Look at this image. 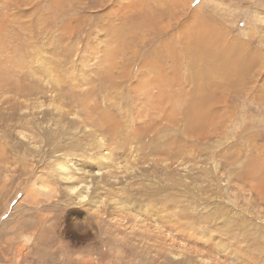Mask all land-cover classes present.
I'll return each mask as SVG.
<instances>
[{"label": "rangeland", "instance_id": "obj_1", "mask_svg": "<svg viewBox=\"0 0 264 264\" xmlns=\"http://www.w3.org/2000/svg\"><path fill=\"white\" fill-rule=\"evenodd\" d=\"M0 264H264V0H0Z\"/></svg>", "mask_w": 264, "mask_h": 264}, {"label": "bare ground", "instance_id": "obj_2", "mask_svg": "<svg viewBox=\"0 0 264 264\" xmlns=\"http://www.w3.org/2000/svg\"><path fill=\"white\" fill-rule=\"evenodd\" d=\"M252 62V61H251ZM228 63V62H227ZM226 63V64H227ZM253 64H254V62H253ZM223 65H225V64H223ZM250 66V65H249ZM237 67V66H236ZM238 68H236L235 70H237ZM238 71V70H237ZM106 160V159H105ZM56 170H58V172L61 174V177H62V179L64 180V181H67V180H69V181H75V180H80V178L79 177H77L76 175H78L79 174V172L77 171L76 172V170L77 169H75L74 171L73 170H71L70 171V169H69V165L68 164H66V163H62V162H59L57 165H56ZM81 176V175H80ZM75 190V188H71V191H74ZM79 197L80 198H83V196H81V195H79ZM78 200V199H77ZM80 200H82V199H80Z\"/></svg>", "mask_w": 264, "mask_h": 264}]
</instances>
